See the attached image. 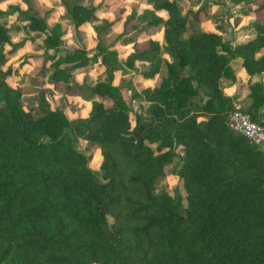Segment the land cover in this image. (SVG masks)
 Masks as SVG:
<instances>
[{
  "label": "trees",
  "instance_id": "16d2710c",
  "mask_svg": "<svg viewBox=\"0 0 264 264\" xmlns=\"http://www.w3.org/2000/svg\"><path fill=\"white\" fill-rule=\"evenodd\" d=\"M131 1L145 7L127 14L116 38L135 36L123 62L116 41L101 39L113 22L99 17L100 5L59 0L76 30L94 24L91 56L83 46L57 53L66 29L60 21L48 24L50 10L42 12L38 0L0 10L16 13L41 37L42 64L32 79L47 77L43 83H63L71 93L83 88L90 97L86 114L76 118L51 108L42 91L41 114L25 109L23 88L8 79L37 55L24 53L15 68H5L25 41L12 42L0 22V264H264V153L230 128L235 106L222 88L224 80L236 81L235 59L250 76L264 73V0H235L251 5L242 13L252 17L253 34L234 45L196 27L202 8ZM159 30L162 41L152 38ZM143 34L147 39L137 41ZM98 61L102 77L94 84L72 82L75 70ZM138 61L144 79L162 67L165 73L153 87L130 88L132 98L147 103L132 116L115 79ZM248 98L240 109L264 125V84H249ZM79 140L99 150L101 181L91 158L77 150ZM176 148L184 194L156 191Z\"/></svg>",
  "mask_w": 264,
  "mask_h": 264
},
{
  "label": "rangeland",
  "instance_id": "374dc122",
  "mask_svg": "<svg viewBox=\"0 0 264 264\" xmlns=\"http://www.w3.org/2000/svg\"><path fill=\"white\" fill-rule=\"evenodd\" d=\"M17 1L20 2L22 6H24L23 0ZM40 1L43 5L42 6L40 3L38 4L39 8H41V11L43 12V9L49 8V10H52L51 12H57L55 14V18L60 21L63 27L66 29V33L62 38V44L57 53L63 54L79 46H83L89 56L96 52L95 40L97 37L93 29L94 24H85L76 30L73 25L64 18L63 13L65 11L64 8L58 4L59 0ZM176 1L181 12H186L188 10L196 11L199 8H202L201 15L203 19L201 21L204 22L206 19L208 20L207 23H204V28L217 29L233 44H237L241 40H248L251 36H246V34L249 32H251L249 33L250 35L253 34L250 28L252 17L245 16L242 13V10L251 7V5L237 3L235 0ZM83 3L88 6L100 5L101 8L98 11L99 17L113 22V24L110 25V27L105 32H103L101 39L106 43L116 41L115 47L119 51L120 61L123 62L131 50V40H133L135 36L131 35L121 39L116 38L123 30V22L127 14L132 9L141 10L145 7V4L142 2H134L129 0H83ZM106 4L110 5L109 9L105 8ZM6 7V2L0 4V10H4ZM121 8H123L121 18L114 21ZM0 21L6 25L13 42H19L22 40L25 41V45L21 53H33L37 55L32 67H28L26 65L21 69V71L18 70L14 77H12V81H17L16 83L20 84L24 90V95L22 97L23 107L32 111L35 116L40 115L41 112L38 110L37 103L42 91L44 92L51 108L64 111L69 118H76L85 115V112L90 105L89 93L85 89L82 88L77 90L76 93H71L65 90L63 83H59L58 86H56V89L53 85L51 87L47 86L49 84L43 83V80L45 78L47 79V77H38V85L33 84V80L30 79L33 73L35 71L37 72L42 64V59L40 56L43 52L41 50H36V46L41 44V37H36V35H34L32 32L25 29L23 27V23L17 21L13 13L6 14L3 17L0 16ZM100 22H96L95 24H99ZM200 22L197 23L196 27L201 24ZM52 23L53 22L50 20V24ZM135 26L136 23L131 25V28L134 29ZM186 34H188V32ZM158 36L161 38V34ZM33 37L36 38L32 40ZM261 52L262 51L259 53ZM19 55L15 54L12 57L7 58V64H12V66L15 68L17 66ZM138 69H140V66L134 68L123 67L116 73L115 79V83L119 86L122 96L131 104L132 116L133 113L142 110V108L147 105V103L140 101L138 98H132L131 96V87H133V89L136 91L142 90L140 86L141 82H139V77L137 76ZM101 77L102 73L100 72V67L97 64H90L84 68L75 70L72 73V82L84 85H92ZM69 87L72 88V84H70ZM74 94L76 96H74ZM104 103L108 104L107 101H104ZM76 148L91 158L93 176L97 181H101L102 178L98 165V161L100 159L99 150L95 147L88 146L83 140L78 141ZM181 155L182 150L180 148H176L175 156L166 167V176L157 184L156 191L166 190L173 194V192L177 189L180 193L184 194L181 182L176 172L181 163Z\"/></svg>",
  "mask_w": 264,
  "mask_h": 264
},
{
  "label": "crops",
  "instance_id": "0c3cea01",
  "mask_svg": "<svg viewBox=\"0 0 264 264\" xmlns=\"http://www.w3.org/2000/svg\"><path fill=\"white\" fill-rule=\"evenodd\" d=\"M129 1H131V0H129ZM38 2L41 4V1L40 0H38ZM6 3L7 4H9V3H20V2H18L17 0H7L6 1ZM59 4V3H58ZM21 5V4H20ZM42 5V4H41ZM22 6V5H21ZM43 6V5H42ZM43 8H45V7H43ZM45 9H47V10H49V8H45ZM52 10H50V14H49V16H48V19H47V22H48V24L49 25H52L53 23H55L56 21H58L56 18H55V14L57 13H53V12H51ZM14 15H15V17H16V19H17V16H16V13H13ZM210 15V14H209ZM202 16V15H201ZM3 17V16H2ZM50 20L53 22L52 24H50ZM18 21V20H17ZM207 19L204 21V22H200L201 24H199L198 25V29H200V30H202V31H210V32H217V33H219V34H221L220 33V31H218L217 29H215V28H204V23H207ZM1 22V21H0ZM19 22H21V21H19ZM1 23H3V22H1ZM21 23H23V25L24 24H26V22H21ZM4 24V23H3ZM5 25V24H4ZM197 25V24H196ZM6 26V25H5ZM24 27V26H23ZM7 28V27H6ZM8 30V29H7ZM188 31H190V30H188ZM33 33V32H32ZM249 33H251V32H249ZM246 34V36H251L250 34ZM8 34H9V30H8ZM34 34V33H33ZM161 34V38H159V36L158 35H160ZM222 35V37L223 38H225V39H227L223 34H221ZM9 36H10V34H9ZM152 38H155V39H158V40H160V41H162V30H159V31H157L154 35H152ZM145 39H147V36L145 35V34H143V35H140V36H138L137 37V41H144ZM10 40L12 41V38H11V36H10ZM228 40V39H227ZM132 41V40H131ZM230 41V40H229ZM244 41H246V40H241V41H239V43L240 42H244ZM13 42V41H12ZM231 42V41H230ZM231 44L232 45H234L232 42H231ZM24 45H25V42H24ZM131 45H132V43H131ZM23 48H24V46H23ZM23 48L19 51V52H17V53H13V54H10L9 56H8V58H10V57H12L13 55H15V54H20L19 56H21L22 54H24V53H21V51L23 50ZM42 52H43V50H41ZM130 52H131V50H130ZM129 52V53H130ZM128 53V54H129ZM127 54V55H128ZM163 57L164 58H167V59H169V57L167 56V55H163ZM19 58V57H18ZM98 66H99V61L96 63ZM12 66V64H7V60H6V64H5V68L7 67V66ZM28 67H32V64L31 63H28V64H26ZM25 65V66H26ZM142 65V62H140V61H138V62H136L135 63V67H139V66H141ZM231 66H232V68L234 69V71H235V75H236V81L234 82V83H229V81L228 80H224L223 82H225V83H223L222 82V88H223V92H224V94L225 95H227V96H230V97H233V103H234V106L235 107H239V108H241V109H245L248 105H249V102H250V100H249V98H248V94H249V84H251V83H254V82H262L263 84H264V73L263 74H261V75H253V76H250V75H248L247 74V72L245 71V69L240 65V59L238 58V59H235V60H233L232 62H231ZM24 67V66H23ZM23 67H21V68H18V69H15L14 71H13V73H12V76L8 79V82L12 85V86H15V87H22L20 84H18V83H16L17 81H12V77H14V75H15V73L19 70V71H21V69L23 68ZM100 72H101V68H100ZM36 73V71L33 73V75ZM164 73H165V68L164 67H162V69H161V71H160V73L159 74H157L153 79H144V78H142L140 75H137L139 78V82H141V84H140V86H141V89H144V88H146V87H153V86H155L158 82H159V80H160V78H161V76H163L164 75ZM33 75L31 76V80H33L32 82H33V84H36V85H38L37 84V80H38V78H34V79H32V77H33ZM27 76V75H26ZM40 77V76H39ZM46 82V81H45ZM45 84H48V83H45ZM47 86H49V87H51L52 86V84H49V85H47ZM73 96V95H72ZM74 96H76L75 94H74ZM86 113V112H85ZM82 116H84V115H82Z\"/></svg>",
  "mask_w": 264,
  "mask_h": 264
},
{
  "label": "built area",
  "instance_id": "2783aa9c",
  "mask_svg": "<svg viewBox=\"0 0 264 264\" xmlns=\"http://www.w3.org/2000/svg\"><path fill=\"white\" fill-rule=\"evenodd\" d=\"M230 128L248 137L264 153V125L254 121L248 113L235 107L229 113Z\"/></svg>",
  "mask_w": 264,
  "mask_h": 264
}]
</instances>
